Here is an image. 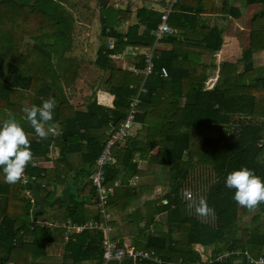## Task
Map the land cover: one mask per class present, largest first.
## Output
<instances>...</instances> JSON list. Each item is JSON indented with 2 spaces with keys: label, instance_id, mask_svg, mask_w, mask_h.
Returning a JSON list of instances; mask_svg holds the SVG:
<instances>
[{
  "label": "trees",
  "instance_id": "1",
  "mask_svg": "<svg viewBox=\"0 0 264 264\" xmlns=\"http://www.w3.org/2000/svg\"><path fill=\"white\" fill-rule=\"evenodd\" d=\"M163 11L141 0L105 7L98 0H0V123L13 113L28 134L33 160L43 161L28 164L26 183L6 184L0 174V264H103L101 232L84 230L65 240L63 227L34 224L44 205L36 196L57 206L62 186L65 214L56 224L101 221L91 174L108 130L124 122L136 95L131 133L112 147L114 161L105 168V183L117 182L107 209L111 213L119 202L120 209H132L133 176L165 179L168 188L138 221L144 222V241L133 245L154 251L161 264H248L244 256L218 258L230 250L264 255V203L249 211L225 186L227 174L242 167L264 181V61H254L264 53V0H177L166 21L172 32L156 41ZM94 13L101 43L94 58L85 59L72 51L81 24L91 23ZM233 30L240 54L216 65L224 36ZM152 46L153 69L144 78L132 68L143 69V54ZM88 67L99 73L97 81L73 103L77 78ZM211 69L218 75L208 88ZM100 91L113 97L110 105L98 99ZM48 98L56 101L49 121L55 130L42 140L22 108ZM197 170L204 180L193 184ZM25 189L35 197L33 207ZM185 189L204 196L214 215L202 218L189 209ZM162 212L164 221L155 220ZM133 213L128 221L135 220ZM51 244L62 245L60 254L48 253Z\"/></svg>",
  "mask_w": 264,
  "mask_h": 264
},
{
  "label": "built area",
  "instance_id": "2",
  "mask_svg": "<svg viewBox=\"0 0 264 264\" xmlns=\"http://www.w3.org/2000/svg\"><path fill=\"white\" fill-rule=\"evenodd\" d=\"M117 2H130L132 6H135L139 0H114ZM148 2L154 8L163 9V13L161 14V22L158 24L156 30L153 32L154 37L157 40L161 39L162 36L166 33H171L172 28L167 25V18L169 12L172 10V6L177 2V0H141V2ZM108 47L112 48L113 43L112 40H108ZM125 51V50H124ZM145 55L143 58L144 67L143 69L137 70L136 68H132L135 73H142L144 78L152 72L153 69V57H154V46L150 47L149 50L143 54ZM161 75L166 77L167 70L166 68H161ZM139 103L138 96H133L129 103V111L126 116V119L123 123L120 124L118 128H111L107 132V138L105 140L104 146L102 148L101 153L97 157L95 161V169L91 174V181L95 188L96 192V201L97 206L100 209L101 213V221L98 220H89L82 224H77L69 219L63 221L62 223H51L41 220H34L35 225L41 224H55L64 228V239L68 240L73 233H80L84 230H96L101 232L103 238L101 242V250H102V262L103 264H109L112 262L120 263L122 261H128L132 264H137L144 261H151L157 264L163 263V261L154 253V251L150 250H140L130 245H122L118 244L113 237V228L110 222L111 213L107 209V202L109 196L112 192V187L105 183V168L113 163L114 159L112 156L111 149L118 142L124 141V139L131 133V127L134 115L136 113L137 105ZM43 161L33 160L31 161V166H41ZM136 179L134 176L133 180ZM23 182V181H22ZM25 183V182H23ZM117 185V182L114 183V186ZM43 186V184H42ZM191 191V190H190ZM193 193V192H192ZM24 194L29 199L31 206H34L35 197L33 196L32 191L29 189L24 190ZM244 256L247 260L248 264H264V255H260L258 257L252 256L248 251H240V250H230L223 252L218 258L221 257H230V256ZM170 264H182V263H170ZM183 264H193L183 263Z\"/></svg>",
  "mask_w": 264,
  "mask_h": 264
},
{
  "label": "clouds",
  "instance_id": "3",
  "mask_svg": "<svg viewBox=\"0 0 264 264\" xmlns=\"http://www.w3.org/2000/svg\"><path fill=\"white\" fill-rule=\"evenodd\" d=\"M56 105L54 98L44 99L40 106H24V119L30 124L37 137L47 139L49 133L54 132L55 125L49 124L53 118V109ZM47 125V127H46ZM33 159L31 143L13 113L8 112L7 118L0 123V174L3 182L15 185L27 182L25 169ZM225 186L235 189L233 199L237 205L255 211L264 203V181L252 170L242 167L227 174ZM184 199L187 207L194 209L195 214L202 218L214 215L204 196L196 197L192 191L185 189Z\"/></svg>",
  "mask_w": 264,
  "mask_h": 264
},
{
  "label": "crops",
  "instance_id": "4",
  "mask_svg": "<svg viewBox=\"0 0 264 264\" xmlns=\"http://www.w3.org/2000/svg\"><path fill=\"white\" fill-rule=\"evenodd\" d=\"M245 11V10H244ZM242 26V25H241ZM241 26H238L241 28ZM246 28V27H244ZM247 29V28H246ZM243 30V29H242ZM227 38L224 40L223 46L219 52L216 53V60L215 64L218 65L219 61L222 59L228 60V59H233L236 60L237 57L240 54L241 47L238 44V41L236 39V35L234 33V30L230 32L229 35H226ZM225 37V36H224ZM143 50H147L143 49ZM127 51V49H126ZM142 49H140V52ZM257 60V56L255 57V62ZM218 75V70L216 69H211L208 71V79H207V87H212L217 79ZM73 100L78 99V97L83 96L82 93H73ZM106 98V99H105ZM112 96L107 94V93H98V99L103 102L104 104L110 105L112 101ZM52 166L51 163L45 162L44 167L50 168ZM140 168L144 167L143 162H139ZM133 177H131L128 181V184L131 183V187H135L137 191L135 192L134 190V196L132 200L130 201V204L132 205V209L128 208L126 211L125 209H120L121 207V202L118 203V208L115 206L110 207L111 215H112V228H113V237L116 240V242L119 244L121 243L122 245H133V241L141 242L144 241V229H143V224L144 222H138L143 214L147 212L148 207H152L153 203L160 197V195L167 190V185H166V180L159 179L152 182V178H144V177H139L137 181H133ZM165 178V177H164ZM118 181V180H116ZM115 182V181H114ZM113 185L110 186H114ZM134 182V183H132ZM120 183V181H119ZM153 183V184H152ZM121 185V184H120ZM119 188V187H118ZM113 189V187H112ZM123 189V188H122ZM62 190V186L57 187V196L54 199V202L57 203V206L54 205L50 209V214L44 215V210L38 212V215H41L38 217V220L41 221H46V222H51V223H56L61 220L60 218H63L65 214V208L61 207L60 204L63 202V199H61L60 195ZM112 194V192H111ZM157 202V201H156ZM45 203V202H44ZM43 204V203H42ZM49 205V204H47ZM91 208V207H89ZM89 210H92L89 209ZM134 212V217L135 220L128 221V216L130 215L131 212ZM42 213V214H41ZM137 219V221H136ZM154 219L163 222L165 219V213L162 212L160 214H156L154 216ZM63 221V220H62ZM135 221V222H134ZM146 233V232H145ZM61 246L62 245H49L47 250L49 254H60L61 252ZM135 247V246H134ZM196 249L199 247L196 245ZM151 262V261H150ZM154 264H157L155 262H152Z\"/></svg>",
  "mask_w": 264,
  "mask_h": 264
},
{
  "label": "rangeland",
  "instance_id": "5",
  "mask_svg": "<svg viewBox=\"0 0 264 264\" xmlns=\"http://www.w3.org/2000/svg\"><path fill=\"white\" fill-rule=\"evenodd\" d=\"M113 0H109L111 2ZM93 21L91 23H87L86 21H83L82 29L79 32V39H78V45L74 48L72 51V54H78L80 52L85 53L84 58L85 59H93L95 56V52L99 44L101 43V38L99 37V32H100V27H99V22L97 18V13H94V17L92 19ZM227 38V36L224 37V40ZM228 39V38H227ZM247 37L244 38L243 41H246ZM243 44H246V42H243ZM264 61V53L263 55H260V59L256 62ZM86 72H88L86 74ZM99 73L96 72L95 70H92L91 68L88 67V69L85 72H82V75H80L77 78V83H76V88L77 91L74 93H82L83 95H88L91 92V87L89 86L90 83L96 82V76H98ZM101 93H106L104 91H100ZM108 94V93H107ZM82 97V96H81ZM80 96L78 99L73 100V103H78L79 101H82V98ZM106 99V98H105ZM212 136H216L215 132L210 133ZM200 171L197 170L195 173H192L190 177V182L191 183H199L203 181V177L199 176ZM192 191V190H191ZM194 195V193H193ZM184 198V196H183ZM48 203H44L42 206V209L44 210V215L50 214V209L52 205H47ZM248 215L243 216V220L245 221L248 219ZM131 246V245H130ZM134 247V246H133ZM136 248V247H135Z\"/></svg>",
  "mask_w": 264,
  "mask_h": 264
},
{
  "label": "water",
  "instance_id": "6",
  "mask_svg": "<svg viewBox=\"0 0 264 264\" xmlns=\"http://www.w3.org/2000/svg\"><path fill=\"white\" fill-rule=\"evenodd\" d=\"M109 0H98L99 6L100 7H105L108 4ZM36 198L39 200L40 203H44L45 202V198L42 197H38L36 196Z\"/></svg>",
  "mask_w": 264,
  "mask_h": 264
}]
</instances>
